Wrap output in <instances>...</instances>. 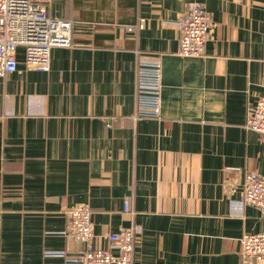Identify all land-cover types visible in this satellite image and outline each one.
<instances>
[{
  "label": "crops",
  "instance_id": "0c3cea01",
  "mask_svg": "<svg viewBox=\"0 0 264 264\" xmlns=\"http://www.w3.org/2000/svg\"><path fill=\"white\" fill-rule=\"evenodd\" d=\"M32 1L75 21V45L55 47L49 71L20 48L0 78V264H66L47 253L81 247L63 234L77 203L99 248L118 254L109 235L135 227L133 264H244V235L264 232L240 190L264 176V139L246 128L264 97V0ZM194 2L213 37L182 57L177 22ZM154 57L161 119L134 120L138 67Z\"/></svg>",
  "mask_w": 264,
  "mask_h": 264
},
{
  "label": "built area",
  "instance_id": "2783aa9c",
  "mask_svg": "<svg viewBox=\"0 0 264 264\" xmlns=\"http://www.w3.org/2000/svg\"><path fill=\"white\" fill-rule=\"evenodd\" d=\"M74 20L53 18L44 4L32 0H0V78L18 70L17 53L24 49L27 64L37 71H49L51 53L55 47H73ZM179 48L182 57H199L213 37V21L205 5L194 2L177 22ZM145 24L126 25L129 32L144 29ZM163 66L161 57L143 60L137 72L136 111L134 120L161 119L163 103ZM246 128L264 139V97L250 109ZM244 203L257 208L264 216V176L247 173L241 185ZM128 208V206H127ZM69 223L63 234L81 247L73 256L66 251H49L48 256H60L66 264H133L137 243L135 227L121 228L109 235L115 254L96 245L92 222L93 209L89 203H77L68 212ZM244 264H264V232L247 233L243 237Z\"/></svg>",
  "mask_w": 264,
  "mask_h": 264
}]
</instances>
